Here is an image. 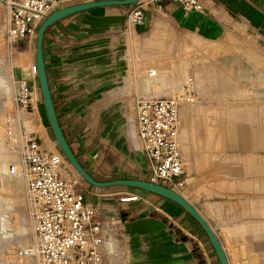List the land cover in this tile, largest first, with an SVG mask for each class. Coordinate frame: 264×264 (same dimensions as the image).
Here are the masks:
<instances>
[{
	"label": "crops",
	"instance_id": "obj_1",
	"mask_svg": "<svg viewBox=\"0 0 264 264\" xmlns=\"http://www.w3.org/2000/svg\"><path fill=\"white\" fill-rule=\"evenodd\" d=\"M85 1L91 0H65L62 7ZM202 2L204 10L192 11L170 0H162V9L155 13L151 10L152 2L139 1L146 13H151V18L136 29L148 27L151 21L153 27L147 37L133 34V55L139 65L137 67H144L150 78L156 74L165 75L167 86L158 83L156 88L152 84L140 87L141 75L138 74L132 79L135 93L144 96L161 91L173 95L189 75L194 79L198 93H206L209 90L207 85L212 87L215 78L206 64L197 62L196 55L203 43L214 47L223 38L229 19L264 37V0ZM131 6L95 7L66 16L48 26L43 37L46 73L59 125L80 164L99 181L135 178L122 173L123 168H118V153L126 144L124 118L128 109L122 93L131 86L125 78V37L129 29L126 11ZM158 15L165 17L175 28L193 35L191 45L184 43L176 52L177 59L172 55L174 40L167 30V23L154 19ZM2 19L4 16L0 12V21ZM248 58L253 64L264 67V58L258 52L253 51ZM256 79L259 80V76ZM221 88L229 94L243 93L234 83L222 82ZM3 89L6 88L0 86V96L7 94L1 92ZM8 104L4 102V107ZM200 106L194 104L181 108L183 120L186 121L189 113ZM250 110L255 117L254 105L243 108L230 106V119L242 118L245 111ZM180 138H185L184 130ZM252 144L253 147L262 144L260 131L253 130ZM6 163L7 156L0 152L1 190L11 186L2 174ZM90 188L93 191L89 196L92 202L105 204L109 212L111 210L121 217L120 223L108 226L104 232L102 255L106 264H219L204 232L172 202L141 193L136 188ZM124 191L139 192L145 201L120 202L117 193ZM181 195L206 219L222 246L226 234L239 240L234 244L244 246L245 254L253 264H264L262 208L260 212L239 217L221 200L206 203V213L192 195ZM114 197L117 201L110 204ZM260 202L263 204L264 200ZM212 213L216 214V219L209 216ZM226 213L229 219L221 220L220 215Z\"/></svg>",
	"mask_w": 264,
	"mask_h": 264
},
{
	"label": "rangeland",
	"instance_id": "obj_2",
	"mask_svg": "<svg viewBox=\"0 0 264 264\" xmlns=\"http://www.w3.org/2000/svg\"><path fill=\"white\" fill-rule=\"evenodd\" d=\"M0 12L5 18L1 5ZM154 19H162L167 23V30L174 40L172 55L177 59L176 52L182 48V45L184 43L191 45L192 33L175 28L163 16L158 15ZM227 24L223 38L218 43L216 42L214 47L212 44L203 43L201 47L199 46L200 53L196 55L198 57L196 60L200 65L206 64L205 67L212 70V75L215 78L213 86L207 85L209 90L206 93H198L194 79L192 76H188L193 81L196 98L191 104H185L182 108L194 103L201 106L197 110H192L186 121L179 114V131H185V138L179 136V144L185 163V174L188 175V185L181 189L174 188V190L187 196L192 195L194 200L198 201L197 204L202 207L206 203H216V201L222 200L231 208L234 215L238 214L239 217H244L250 215L251 212H260L261 208L264 212V203L260 202L264 200V67L253 64L254 62L248 58V55L253 51L258 52L264 58V37L260 33L250 32L236 20L229 19ZM152 27V21L148 27L140 30L130 26L127 35L129 37L132 29L134 33L144 38L150 34ZM3 38L4 40L0 38V86L6 88L1 92L7 94L0 96V141L3 140L4 114L7 111L15 112L16 110L12 98L17 90L19 73L25 71L29 64H35V41L32 40L29 45L25 40L17 41L12 47L7 42L5 32ZM126 48H131V45ZM128 57L130 54L126 56L125 60L126 78L131 86L122 93V98L126 99L128 104L124 118L126 144L118 153L120 157L118 168H123L122 173L127 176L146 180L145 159L141 153L132 149L129 138L130 119L135 113V101L137 97H141L135 93L132 79L133 76L136 77L140 74V87L152 84L153 88H156L158 83L167 86V81H165V75L161 74L153 75L150 78L147 71H144V67H137L139 65L134 57L133 61L129 63V69ZM258 76L259 80L256 79ZM158 79L162 80L158 81ZM222 82L234 83L243 93L232 92L229 94L221 88ZM146 96L166 97L169 94L159 91ZM4 102H9L8 107H4ZM252 105L255 106V117L252 116L250 110L249 112L245 111L242 118L230 119V106L243 108ZM24 120L29 125L28 129L24 125ZM21 124L25 130H33L48 142L55 144L59 150L47 124L42 104L34 116H22ZM42 130L48 137L44 136ZM253 130L260 131L262 135L260 146L253 147ZM88 186L94 187L90 184ZM25 192V182L24 187L18 183L17 189L11 192L0 189V215H4L6 208L12 210L10 214L13 221L10 231L14 234V239L9 241H3L0 238V264H34V259L30 257L31 260L25 256L27 254L23 253V248H27L31 243L33 234L31 219L24 208ZM114 201H117L115 197L109 203ZM14 208L15 211H13ZM234 211L237 213L235 214ZM204 212H206L205 207ZM209 216L216 219V214ZM228 216L227 213L221 214L220 218L227 221ZM22 218L25 221L21 222ZM3 222L7 225L9 223L5 218H3ZM26 229L28 231L27 233L24 231V234L23 230ZM223 238L224 246L228 252H232L234 243H238L239 240L230 238L226 234Z\"/></svg>",
	"mask_w": 264,
	"mask_h": 264
},
{
	"label": "built area",
	"instance_id": "obj_3",
	"mask_svg": "<svg viewBox=\"0 0 264 264\" xmlns=\"http://www.w3.org/2000/svg\"><path fill=\"white\" fill-rule=\"evenodd\" d=\"M64 1L0 0L7 42L13 47L17 41H35L42 19L62 7ZM149 1L151 10L159 13L162 0ZM170 1L186 10L205 9L202 0ZM131 5L126 11L129 27L143 25L144 5L139 2ZM126 46H129L127 37ZM36 79V66L29 64L21 72L12 98L16 113L4 114L0 141V152L7 156L6 174L21 175L25 182L24 208L31 219L33 234L31 243L23 250L34 259V264H106L102 255L104 232L108 226L120 223L121 217L109 212L105 204L90 200L93 191L69 168L55 144L22 126L21 117L34 116L41 104ZM195 98L190 77L173 95L136 98L129 137L132 149L145 159L146 180L173 190L188 185L179 144V114L182 106L191 104ZM141 193L124 191L117 193V197L120 202L145 201ZM222 247L228 264H253L247 254H242L241 245H234L232 252Z\"/></svg>",
	"mask_w": 264,
	"mask_h": 264
},
{
	"label": "water",
	"instance_id": "obj_4",
	"mask_svg": "<svg viewBox=\"0 0 264 264\" xmlns=\"http://www.w3.org/2000/svg\"><path fill=\"white\" fill-rule=\"evenodd\" d=\"M141 0H91L85 1L81 3H76L72 5H67L64 7H60L56 10H53L49 14H47L41 21L40 25L36 31V39H35V48H34V62L36 66V78L38 83L39 95L41 99V104L43 107L44 115L47 120V124L51 130V133L55 139V143L58 146L61 153L67 159L69 164L73 167L76 173H78L81 178L88 184L97 187V188H108L112 186H129L132 188L140 189L145 192L153 193L159 195L163 198L170 200L175 203L179 208L183 209L186 213H188L203 229L209 243L212 246L214 254L217 258L219 264H228L225 252L223 247L215 234L214 230L208 224L206 219L198 212V210L190 204L179 192L158 183H153L148 180H143L139 178H117L106 181L96 180L94 177L86 171V169L80 164L72 149L69 146V143L66 137L63 134V131L59 125L57 115L55 112L46 68L44 61V53H43V37L45 30L48 26L52 25L54 22L95 7L102 6H127L131 4L138 3ZM151 18V13H146V23ZM241 252L245 255L244 246L241 245Z\"/></svg>",
	"mask_w": 264,
	"mask_h": 264
},
{
	"label": "bare ground",
	"instance_id": "obj_5",
	"mask_svg": "<svg viewBox=\"0 0 264 264\" xmlns=\"http://www.w3.org/2000/svg\"><path fill=\"white\" fill-rule=\"evenodd\" d=\"M5 28H6V25H5V18L4 19H2L1 21H0V38H2L3 40H4V38H3V34H4V32H5ZM132 28V27H131ZM133 34H134V30H130V35H129V37H128V35H127V39H128V43H129V46L131 45V48H128L127 50H126V52H127V54H130V57H128V61H127V64H128V68L130 69V67H129V63H131L132 61H133V57H134V53H133V49H134V43H133V39H132V36H133ZM126 38V37H125ZM126 40V39H125ZM7 43V42H6ZM24 67V66H23ZM132 72H134V71H132ZM179 90V89H178ZM177 90V91H178ZM149 97H151V96H149ZM194 104H196V103H194ZM194 104H192V105H194ZM9 105V104H8ZM192 105H187V106H192ZM8 107V106H7ZM24 125H25V127L28 129L29 128V125H28V123H27V121L26 120H24ZM180 132V131H179ZM42 133H44L43 132V130H42ZM181 133V132H180ZM180 133H179V136H180ZM44 136L45 137H48L47 135H45V133H44ZM61 155L62 156H64L62 153H61ZM63 159L65 160V162L68 164V166H69V168L72 170V171H74L75 172V170L73 169V167L69 164V162L67 161V159L65 158V157H63ZM187 164V163H186ZM6 165H7V163H6ZM6 165H4V167H3V170H4V172H2V174H3V176H4V178L5 179H8L9 181H10V183H11V186L9 187V188H7V190H5L6 192H11V191H13V190H16L17 189V184L18 183H20V184H22L23 185V187H24V179H23V177L21 176V175H15V176H8L7 174H6ZM1 168V167H0ZM19 188V187H18ZM25 196V195H24ZM19 203V202H18ZM9 204V203H8ZM18 206V205H17ZM6 210V212H4V215L2 214V215H0V238H1V240H7V241H9V240H12V239H14V234L12 233V231H10L11 229H12V227H11V225H12V218H11V212L10 211H12V210H9L8 208H6L5 209ZM13 211H15V208L13 209ZM20 214H21V212H20ZM3 218H5L9 223H8V225L6 224V223H4L3 222ZM21 218V217H20ZM22 220H24L23 218L21 219V222H22ZM25 221V220H24ZM26 222H27V220H26ZM24 225H25V223H23ZM26 232L27 233V231H28V229H26V230H23V232ZM25 232H24V234H25ZM30 232V231H29ZM4 234H8V235H4ZM23 234V235H24ZM27 236V235H26ZM25 238V237H24ZM28 244V243H27ZM23 249H25V248H23ZM22 250V249H21ZM23 253H25V252H23ZM25 255V254H24ZM26 257H29L30 258V256L27 254V255H25ZM10 258V257H9ZM31 259V258H30ZM32 260V259H31Z\"/></svg>",
	"mask_w": 264,
	"mask_h": 264
},
{
	"label": "trees",
	"instance_id": "obj_6",
	"mask_svg": "<svg viewBox=\"0 0 264 264\" xmlns=\"http://www.w3.org/2000/svg\"><path fill=\"white\" fill-rule=\"evenodd\" d=\"M48 28V27H47ZM46 28V29H47ZM46 31V30H45ZM46 68V67H45ZM36 81H37V79H36ZM37 85H38V83H37ZM146 193H149V192H146ZM150 194H152V195H156V194H153V193H150ZM156 196H158V197H160V198H162V199H165V200H167V201H170V200H168V199H166V198H163V197H161V196H159V195H156ZM171 202V201H170ZM173 203V202H172ZM173 204H175V203H173ZM176 205V204H175ZM177 206V205H176ZM178 207V206H177ZM181 211H183L184 213H186L183 209H181V208H179ZM197 225H198V227L203 231V229L200 227V225L188 214V213H186ZM204 232V231H203ZM205 234V233H204ZM206 235V234H205Z\"/></svg>",
	"mask_w": 264,
	"mask_h": 264
}]
</instances>
